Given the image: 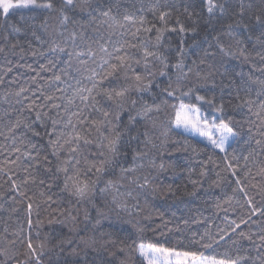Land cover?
<instances>
[{
	"label": "snow or ice",
	"instance_id": "6c2138e0",
	"mask_svg": "<svg viewBox=\"0 0 264 264\" xmlns=\"http://www.w3.org/2000/svg\"><path fill=\"white\" fill-rule=\"evenodd\" d=\"M17 9H42L53 19L39 25V34L29 27L18 39L7 32ZM245 11L241 3L231 12L238 18L217 31L212 21L229 14L227 0H151L139 8L120 0H0V85H17L0 95L7 105L0 110V189L7 184L11 203L26 204L28 226L25 235L18 224L11 239L4 227L0 264L20 248L25 259L16 264H43L46 252L65 246L69 255L83 253L82 264H97L89 252L109 248L126 257L119 264H264V0L247 22ZM257 26L260 36L253 40ZM187 33L193 42L186 47ZM172 34L179 37L175 44ZM26 56L37 58V67L21 63ZM10 57H18L15 64ZM14 67L26 72L6 82ZM205 106L219 115L209 120ZM173 133L185 137L182 144L171 140ZM170 147L194 154L211 147L223 155L185 168L163 162ZM167 168L186 172V179L164 185L152 173ZM157 195L183 205L177 211L185 227L175 229L174 245L145 242L139 221L132 224L139 242L115 225L103 230L105 221L140 215ZM42 209L47 223L66 227L67 234L40 239Z\"/></svg>",
	"mask_w": 264,
	"mask_h": 264
},
{
	"label": "trees",
	"instance_id": "16d2710c",
	"mask_svg": "<svg viewBox=\"0 0 264 264\" xmlns=\"http://www.w3.org/2000/svg\"><path fill=\"white\" fill-rule=\"evenodd\" d=\"M123 6L130 7L131 5L135 4L137 8H139L141 5L147 6L151 0H120ZM175 2L179 5L181 3V0H175ZM186 2V0H184ZM243 3L245 5V16L244 20L247 22L249 20V17L251 15V12L257 11L260 6V0H227V4L229 5V14L225 15L224 17L220 18L219 21L213 20L212 24L215 26L217 31L221 30L222 28H226L228 24L233 23L235 19L238 17H232L231 12L232 11H239L240 4ZM252 5V9H248V5ZM197 8H199V4L197 3ZM145 15H147L148 19H152V16L150 13L145 12ZM48 19L49 22H52L53 14L46 12L42 9H36V10H28V9H17L13 10L10 15L7 18V32L10 33L12 36H15L18 39H23L25 31L31 27L33 30L37 31V34L40 33L41 29L39 25L45 20ZM175 17H173L174 20ZM186 24H191V21L186 20ZM206 19V17H205ZM203 24V21L200 22ZM5 24V18L3 15H0V33L3 32ZM12 25H15L16 27H19L23 29L24 31H21L20 33H14L12 32ZM242 31H244L242 29ZM204 33H201V39L203 37ZM253 40H255L256 37L260 36V29L257 26L253 33ZM172 40L174 44L178 42L179 37L175 34H172ZM184 40L186 42L185 46L191 45L193 42V34L187 33L184 35ZM204 47H207V44L203 45ZM249 47L251 48V44H249ZM189 55H191V52L193 51L192 48L188 49ZM10 59L13 60V63L15 64L18 57H10ZM37 58L26 56L21 63H28L32 64L33 67H37L36 61ZM41 62H43L41 60ZM3 66L4 62L2 59H0V75L3 74ZM249 70V66H244V71L247 72ZM18 72H26V69L24 68H13V72L9 74L8 76H5V81L11 80V77L16 75ZM258 74V73H257ZM20 83H23V80L20 81ZM219 83V81H218ZM225 83H227L225 81ZM6 87H17L16 84L12 85H0V95L3 94ZM211 87V85H209ZM227 91V89H225ZM216 94L219 96V88L216 89ZM211 95V93H210ZM7 108V105L0 103V110ZM205 115L208 117L209 120L213 118L214 115H219L218 113H213L211 109L207 108L205 106ZM229 113H231L235 119L240 120L241 116L239 114V110H234L229 108ZM126 119V117H125ZM185 137L177 136L175 133L172 134L171 140L176 141L179 140L180 143H183V139ZM186 138L192 139L190 136H187ZM195 143V141H193ZM0 143H4L3 139L0 138ZM171 143V141H170ZM241 143L234 144V147L237 149L241 148ZM133 145L135 146V142H133ZM200 147H203V144L199 145ZM173 147H176V145H173ZM169 152H171V155H168V153L164 154L163 162L167 165L169 163L174 165H181L185 168L187 166L196 164L199 160H206L208 155H212L213 159L218 160L219 157H221L223 154H219L218 150L215 152L211 149V147L208 148L207 152H202L199 154H194L189 149L187 152L185 151H172V148H169ZM131 157H129L130 159ZM2 159V157H0ZM211 167V165H209ZM154 176L158 175L159 180L164 184H171V183H181L182 180L186 179V172H182L180 169H177L176 171H173L171 168H167L163 172H153ZM0 183H3V181H0ZM234 186V185H233ZM7 184L4 185L3 190L5 191V197L3 200H0V204H3V208H0V235H3L4 227H8L9 229V239H11L10 233L17 228V225L20 224L23 226L24 234L27 235L28 233V226H27V215H26V204H12L11 201L8 199V193H7ZM214 191L219 192V189H215ZM255 191V190H253ZM230 192V189H229ZM257 202L260 201V196L256 195ZM141 204H143V200L141 201ZM183 205L179 204V201H176L174 199L169 198L167 195H157L155 197H152L149 201L148 207L145 209L144 212H142L140 215H134L133 217L129 218L127 215H124L120 220H117L113 218L112 220L103 222V230L104 231H114V229L110 228L109 225H115L117 229H124L125 231L121 233L122 236L126 237L128 232H131L134 236L137 238V242H139V233L137 232L136 228L132 227V224L139 221V226L144 228V238L145 242H160L161 244H164L165 246L174 245L176 243L177 238L179 237V233L175 231L177 227L183 229L185 226L183 224L182 219H180V213L177 211V207H182ZM225 207H228L225 205ZM17 208L18 211L13 212L12 209ZM175 212L176 216H173L172 213ZM161 214L163 219H161ZM209 213H205V215H208ZM224 213L221 212L219 214L220 217H223ZM229 215L231 216V211L229 212ZM36 213L33 212L32 220H33V230H32V236H36L37 229L35 228V221H36ZM40 219L44 221L43 228L39 229L40 231V239H43L45 233L49 234L51 237L59 238L60 234H67V228L63 227L62 225L58 224H52L49 225L47 223L49 216L46 211L43 209L40 211ZM129 219H131L132 223H128ZM163 221H166L167 223H164ZM214 224L215 225H221V219L214 217ZM222 226V225H221ZM196 226L193 225V228ZM168 229H172V232H169ZM203 230V226H201V231ZM253 230H255V226H253ZM132 241L129 240L128 243H131ZM53 243H55V240H53ZM246 247H249L247 241L242 242ZM52 245H49V248H51ZM23 248L19 249V253L16 255L15 259L8 260L7 264H16L17 260H24L25 257L23 256ZM71 252V248L65 246L64 252H60L59 248L53 249L51 252H46L44 258H43V264H49V260L55 261L57 258L60 260V264H64V261H69V264H72L73 261L77 262V264H82L83 260V253H81L80 256H72L69 255ZM108 252H116L117 255L115 257L110 256ZM108 252H100L99 254L89 252L88 259L93 260L95 259L97 264H100L102 260H111L114 262V264H119L120 260L125 259L126 257L123 255H120L116 248H109ZM255 255V253H252ZM4 257L0 256V261H3ZM138 264V260H137Z\"/></svg>",
	"mask_w": 264,
	"mask_h": 264
}]
</instances>
